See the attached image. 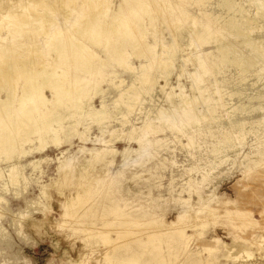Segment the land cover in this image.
<instances>
[{"label":"rangeland","instance_id":"374dc122","mask_svg":"<svg viewBox=\"0 0 264 264\" xmlns=\"http://www.w3.org/2000/svg\"><path fill=\"white\" fill-rule=\"evenodd\" d=\"M220 1L205 0L199 7L192 1L183 3L196 19L202 18L201 11L223 17L249 14L254 19L249 22V27L263 28L264 17L254 18L255 8L250 0H228L229 11L219 6ZM106 2L111 13L117 10L120 0ZM77 5H72L73 11L67 20H61L63 24L59 27L62 30H67L76 12L82 10L83 6ZM161 20L158 19L157 24L165 30ZM192 28L184 25L176 35L158 31L157 35L164 46L174 45V50H166L162 55L170 63L166 85L161 89L164 81L158 79V84L151 90L142 91L136 101H130V112L127 111L125 99L118 98L116 94L129 85L139 88L137 78L142 72L139 65L144 60L130 58L134 68L132 71L113 64L114 74L99 80L89 97L93 95L90 104L99 109L103 96L107 114H113L111 125L118 128V122L126 115L127 127L140 128L147 121H153L160 110L170 114L178 110L177 114L180 115L176 105L180 94L178 84L181 85L182 95L189 99L197 98L195 110L198 116L208 117L206 104H199L202 100L197 96L198 90H203L204 95L218 101L219 106L209 120L200 121L192 128L193 144L187 146L186 135L167 131L165 149L155 151L154 157L140 168L132 166L139 160L137 155L122 153L128 146L123 141H117L114 145L117 151L114 165L105 167L103 171L100 164H94L89 174L80 180L76 179L75 172L83 171L81 160L89 156L79 151L84 144L77 137H73L70 143L65 142L60 150L50 146L43 155H33L35 159L40 156L50 159L36 172L27 167L29 159H22L25 182L8 185L5 191L0 183V197L4 199V202H0V264H120L123 258L134 259L138 256V262H145L153 254L148 251L151 246L163 247L160 255L162 264H232L231 260L226 259L224 244L234 246L235 253L250 251L252 258L244 259L245 262L264 264V244L259 239L264 234V162L254 164L260 161L257 155L259 151L264 150V60L260 59L245 70L230 63L216 62L215 46L201 47L197 41L195 44V39L190 37ZM251 37H260L264 47V29L253 31ZM229 39L237 44L242 42L239 37ZM38 40L43 46L44 37ZM93 47L105 57L100 48ZM243 50L247 52L248 48L241 46ZM13 51L9 55L14 56ZM155 51L161 52V46L158 45ZM203 51L212 52L210 59L216 66L195 87L196 79L191 74L198 72V61ZM19 53L23 54L22 51ZM42 53V61L38 56H33L35 63L51 66L59 62L52 53L44 50ZM57 69L61 72L62 65ZM162 73L163 70L159 68L153 76L159 77ZM110 81L113 85L121 81V85L117 89L111 88ZM44 94L51 99L47 91ZM169 95L171 100L168 99ZM0 97L3 98L1 92ZM67 111H63V114H67ZM78 118L82 123L77 128L79 132L86 134L84 127H89L91 141L85 147L94 150L101 148L95 137H101L100 128L109 127L108 119L98 123L97 117H87L85 113ZM178 118L180 116L173 119ZM106 132L104 130L102 138L108 139ZM70 134L66 129L59 136L63 138ZM129 147L136 149L137 145L132 142ZM151 150H146L142 160L150 156ZM61 151L69 162L63 170L58 171L57 159L61 158ZM126 155L129 157L126 158ZM5 166L1 164L0 169ZM133 174L137 177L131 179ZM205 176L206 181L199 184ZM189 180H192L191 185H197L203 198L199 203L196 194L191 196L189 204L193 209L186 213L181 222L182 225L191 226L186 228V232L192 235L191 249L195 253L166 249L170 244L167 235L156 234L153 243L146 241V236H143L146 233L168 232V225L182 211L181 200L188 199ZM43 185L47 186L45 196L40 193ZM132 218L140 222L134 224ZM80 228L82 231H79ZM88 229L93 230L90 232ZM104 230L113 232L109 235ZM138 232L142 234L141 238ZM141 240L143 244L138 243ZM119 243L120 246H117ZM204 248L217 251L207 252Z\"/></svg>","mask_w":264,"mask_h":264},{"label":"bare ground","instance_id":"6f19581e","mask_svg":"<svg viewBox=\"0 0 264 264\" xmlns=\"http://www.w3.org/2000/svg\"><path fill=\"white\" fill-rule=\"evenodd\" d=\"M190 1L199 7L205 0H120L117 10L111 13L106 0H0V92L3 94V98L0 97V165H6L0 169V183L3 185L4 191L8 185L16 186L18 183L25 182L26 177L23 174L25 166L23 167L21 163L22 159H29L27 167L36 172L43 163H48L50 159L42 156L35 159L33 155H43L50 146L55 150H60L62 145L65 142L70 143L73 137H77L84 144L79 151L87 153L89 156V158L81 160L83 171L75 172L77 180L83 176L86 177L94 164H100L102 170L107 166L114 165V157L117 153L114 145L117 141H123L128 146L122 150V153L137 155L139 160L132 166L140 168L154 157L155 151L160 148L165 149L167 131L186 135L187 146L193 144L194 137L190 134L192 128L200 121L209 120L219 106L218 101L210 100L204 95L203 90H198L197 96L202 100L201 103L199 101V104H206L208 117L206 115L198 116L195 110V106L198 104L197 98L189 99L182 95L181 85L178 84L180 94L176 105L180 110V115L177 114L178 110H174L172 114L160 110L153 121H147L140 128L127 127L126 115L122 116L118 122V128L111 125L113 114H107L102 102L103 96H101L99 109H95L90 104L93 95L89 97L90 91L97 88L99 80L114 74L115 66L132 71L134 69L130 64L132 57L144 60L139 65L142 69L137 78V81L140 82L139 88L129 85L120 89L116 94L118 98L125 99L128 112L132 109L130 101H136L142 91L151 90L158 84V79L164 81V85L160 88L165 87L170 63L162 55L166 50H174V45L166 44L164 46L161 42L157 33L163 29L158 26V19H162L161 25L165 28L163 31H168L171 35H176L184 25L192 26L190 37L195 39V44L197 41L201 47L215 46L216 62L230 63L240 70H245L260 59L264 60V47L261 45L260 37H251L253 31L262 30L264 26L263 28L249 27V22L254 21L248 16L249 14L239 15V17H223L221 14L213 15L201 11L202 18L196 19L184 6L185 2ZM12 2L13 4H10ZM250 3L255 8L254 18H263L264 0H250ZM75 4L82 5L84 9L76 12L77 14L67 30H62L59 27L63 24H61V20L68 19L73 11L72 5ZM219 6L225 8L226 11L231 9L228 6V0H221ZM40 37L45 39L43 46L38 43ZM230 37L242 38L241 44L229 39ZM192 41L190 42L193 43ZM158 45L161 46V52L156 53L155 49ZM93 46L97 49L100 48L105 57L103 58L98 50H94ZM241 46L247 47L248 51H241ZM11 50H14V56L9 55ZM16 50L22 51L23 54ZM43 50L52 53L59 62L51 66L35 63L33 56H38L41 59ZM211 55L212 52L203 51V55L199 56L198 72L191 74V77L196 79L195 87L201 82L202 77L209 74L211 69L216 66V63L210 59ZM196 57L198 58L197 55ZM60 65L63 67L61 72L57 69ZM108 67H110V71H108ZM159 68L163 70L162 76L154 77V71ZM76 72L83 74L78 75ZM112 82H109L111 88L117 89V86L121 85V81L118 85H113ZM46 91L50 94L51 99H48L44 94ZM101 93L103 94V91ZM168 99H172L170 95ZM71 108L73 110H70ZM65 110H68L67 114H63ZM84 113L87 117H97L98 123L108 119L109 127L100 128L101 137H95V141L102 145L99 149L85 147L90 140L89 127H84L86 134L77 129L82 124L78 117ZM177 116L180 118L173 119ZM66 129L71 132L70 136L64 135L61 138L59 133ZM104 130H107L108 139L102 138ZM132 142L137 145L136 149L129 147V143ZM150 148L152 149L150 156L142 160L146 150ZM60 154L61 158L57 159L58 171L63 170L69 162L64 157V152L61 151ZM257 155L260 161L255 162V165L264 162V150H260ZM128 157L126 155V158ZM135 177L137 175L133 174L131 179ZM204 181H206V176L201 178L199 184ZM191 182L192 180H189L187 183L188 199L181 200L182 211L180 210L176 220L168 225V232L163 234V232L157 231L151 232L149 235L141 232L144 237L146 236V241L153 243L156 234L167 235L170 244L166 249L171 251L181 249L188 254L195 253L191 249L192 235L186 232V228L191 226L181 223L182 218L192 208L189 204L191 196L196 194L198 202L203 200L197 185L193 186ZM46 191L47 186H41L40 193L43 196ZM0 202H4L1 197ZM71 210L73 209L71 208ZM235 218L238 219L236 216ZM132 222L135 224L140 221L132 218ZM88 230L91 232L93 229ZM99 232L101 231L99 230ZM107 232L105 233L107 234ZM112 232H108V234L110 235ZM138 233L141 238L142 234ZM259 239L264 244V234ZM138 243L143 244L144 241L141 240ZM117 246H120V243ZM224 247L227 253L226 259L231 260L232 264H259L256 261L245 262L244 259L252 258V253L248 250L235 253L234 246L224 244ZM203 250L217 251L214 248H204ZM148 251L153 254L151 253V258L145 262H138L140 258L138 256L134 259L123 258V263L120 264L129 262H133L132 264H162L160 255L164 251L163 247L151 246ZM198 262L202 263L201 260Z\"/></svg>","mask_w":264,"mask_h":264}]
</instances>
